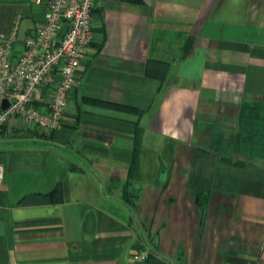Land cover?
<instances>
[{
	"label": "crops",
	"instance_id": "1",
	"mask_svg": "<svg viewBox=\"0 0 264 264\" xmlns=\"http://www.w3.org/2000/svg\"><path fill=\"white\" fill-rule=\"evenodd\" d=\"M48 1L0 0L16 52ZM92 24L61 127L0 131V264H264V0H95Z\"/></svg>",
	"mask_w": 264,
	"mask_h": 264
},
{
	"label": "built area",
	"instance_id": "2",
	"mask_svg": "<svg viewBox=\"0 0 264 264\" xmlns=\"http://www.w3.org/2000/svg\"><path fill=\"white\" fill-rule=\"evenodd\" d=\"M95 0H49L44 20L15 51L16 26L0 32V131L11 118L34 124L47 134L62 125L68 97L81 84L78 67L93 40ZM50 95L40 97L43 90ZM7 101L2 107V100ZM4 167L0 162V183ZM148 252L133 259L143 263Z\"/></svg>",
	"mask_w": 264,
	"mask_h": 264
},
{
	"label": "water",
	"instance_id": "3",
	"mask_svg": "<svg viewBox=\"0 0 264 264\" xmlns=\"http://www.w3.org/2000/svg\"><path fill=\"white\" fill-rule=\"evenodd\" d=\"M6 105H7V101L5 99H3L2 100V107L4 108V107H6Z\"/></svg>",
	"mask_w": 264,
	"mask_h": 264
},
{
	"label": "trees",
	"instance_id": "4",
	"mask_svg": "<svg viewBox=\"0 0 264 264\" xmlns=\"http://www.w3.org/2000/svg\"><path fill=\"white\" fill-rule=\"evenodd\" d=\"M118 108H121V107H118Z\"/></svg>",
	"mask_w": 264,
	"mask_h": 264
}]
</instances>
